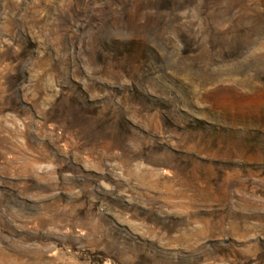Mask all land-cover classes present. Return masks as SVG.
<instances>
[{
  "label": "clouds",
  "instance_id": "obj_1",
  "mask_svg": "<svg viewBox=\"0 0 264 264\" xmlns=\"http://www.w3.org/2000/svg\"><path fill=\"white\" fill-rule=\"evenodd\" d=\"M0 264H264V0H0Z\"/></svg>",
  "mask_w": 264,
  "mask_h": 264
}]
</instances>
